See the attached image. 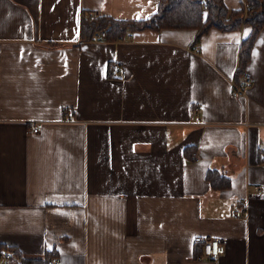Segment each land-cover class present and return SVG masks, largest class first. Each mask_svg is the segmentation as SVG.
I'll return each mask as SVG.
<instances>
[{
    "label": "crops",
    "instance_id": "1",
    "mask_svg": "<svg viewBox=\"0 0 264 264\" xmlns=\"http://www.w3.org/2000/svg\"><path fill=\"white\" fill-rule=\"evenodd\" d=\"M158 2L0 0V248L58 264H264V27L245 95L232 83L244 25L199 41L188 28L81 36L86 12L144 19ZM210 169L230 185L212 187ZM199 235L226 252L198 259Z\"/></svg>",
    "mask_w": 264,
    "mask_h": 264
},
{
    "label": "trees",
    "instance_id": "2",
    "mask_svg": "<svg viewBox=\"0 0 264 264\" xmlns=\"http://www.w3.org/2000/svg\"><path fill=\"white\" fill-rule=\"evenodd\" d=\"M207 4V9L203 5ZM246 15V16H244ZM246 26V32L239 48V63L236 70L235 83L240 79L250 60L254 42L264 27V0H244L236 8L229 7L224 0H159L157 10L148 18L127 19L112 15L87 16L81 21V36L90 39L101 29H106L110 39L117 40L126 37L128 33L148 27L154 28H188L196 30V40L212 27L222 31H231ZM186 154L193 155L191 147L186 148ZM207 179L216 189L230 185L229 176L216 169H210ZM7 248L2 246L0 252ZM13 257L7 264H49L51 258L24 257L18 250H13Z\"/></svg>",
    "mask_w": 264,
    "mask_h": 264
},
{
    "label": "built area",
    "instance_id": "3",
    "mask_svg": "<svg viewBox=\"0 0 264 264\" xmlns=\"http://www.w3.org/2000/svg\"><path fill=\"white\" fill-rule=\"evenodd\" d=\"M203 8L207 9V4H204ZM87 16L96 17L99 16V14L97 12H88ZM90 39L95 41L108 40L109 36L106 29H101L100 31L95 33ZM109 73L111 77L121 78V79L126 78V74H127L125 67L119 61H114L111 64ZM240 82L241 84L232 82L234 87L233 88L234 95H245L247 86H249L252 83V76L248 72L244 71L243 74L241 75ZM198 109H199L198 106L194 108L195 111H198ZM38 130H39L38 126L32 127L33 132H38ZM192 157L193 159H198L199 155L195 151L193 152ZM257 188H260V186L258 185ZM243 211L244 209L240 207L238 208V210H236V214L238 216H242ZM194 241L201 244L202 247V252L197 256L198 259H217L220 255L226 252L225 242L221 238L199 235L194 238ZM1 256L5 259H11L13 257V254L8 250H4L1 253ZM48 263L58 264V258L56 256L51 257L48 260Z\"/></svg>",
    "mask_w": 264,
    "mask_h": 264
},
{
    "label": "rangeland",
    "instance_id": "4",
    "mask_svg": "<svg viewBox=\"0 0 264 264\" xmlns=\"http://www.w3.org/2000/svg\"><path fill=\"white\" fill-rule=\"evenodd\" d=\"M244 16H246V15H244ZM250 85H251V84H250ZM250 85H249V86H250ZM247 87H248V86H247Z\"/></svg>",
    "mask_w": 264,
    "mask_h": 264
}]
</instances>
